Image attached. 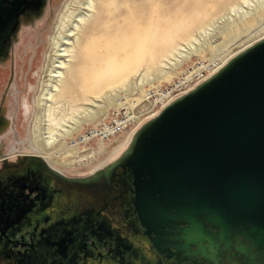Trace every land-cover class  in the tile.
Segmentation results:
<instances>
[{
    "label": "water",
    "instance_id": "water-1",
    "mask_svg": "<svg viewBox=\"0 0 264 264\" xmlns=\"http://www.w3.org/2000/svg\"><path fill=\"white\" fill-rule=\"evenodd\" d=\"M37 6L0 0V32L14 31L19 15ZM130 137L99 178L115 167L130 172L133 206L153 246L162 236L186 251L211 237H241L264 253V38L142 119ZM86 178L71 182L99 179Z\"/></svg>",
    "mask_w": 264,
    "mask_h": 264
},
{
    "label": "flooded vegetation",
    "instance_id": "flooded-vegetation-1",
    "mask_svg": "<svg viewBox=\"0 0 264 264\" xmlns=\"http://www.w3.org/2000/svg\"><path fill=\"white\" fill-rule=\"evenodd\" d=\"M34 1L37 8L22 12L14 31L9 25L0 32V66L11 59L23 26L49 18L46 9L55 0ZM6 110L1 98L0 135L9 123ZM18 156L0 168V264H264V253L241 237H211L186 251L181 241L170 244L171 237L162 236L153 246L134 209L127 169L115 167L77 185L58 179L31 155Z\"/></svg>",
    "mask_w": 264,
    "mask_h": 264
},
{
    "label": "bare ground",
    "instance_id": "bare-ground-1",
    "mask_svg": "<svg viewBox=\"0 0 264 264\" xmlns=\"http://www.w3.org/2000/svg\"><path fill=\"white\" fill-rule=\"evenodd\" d=\"M132 1L69 0L59 14L50 36V51L35 96L36 116L30 129L31 145L39 157L49 159L58 167L71 168L77 162L86 161L80 156L81 150L69 146L67 141L89 123L105 119L109 108L123 104L118 103L121 98L128 100L134 91L142 93L145 86L170 76L194 54L204 52V46L221 51V45L212 46L209 42L213 34L218 33L225 41H230L256 29L264 32V0L226 1L219 13L206 22L195 14L182 22L180 19L179 24L170 25L168 21L172 17L167 15L166 28L157 30L156 39L153 36L151 41L141 42L143 49L131 57L128 49L132 41L127 36L138 33L137 39L142 36L141 27L131 18L136 14L131 7ZM120 2L123 7L117 5ZM192 27H195L194 32H191ZM96 39L102 44L97 45L99 49L124 51L125 59L118 66L113 64L99 71L92 84L83 87L78 84L82 70L80 62L86 56L88 45ZM220 56L221 59L226 57L223 52ZM194 72L185 79L189 75L191 78Z\"/></svg>",
    "mask_w": 264,
    "mask_h": 264
},
{
    "label": "rangeland",
    "instance_id": "rangeland-1",
    "mask_svg": "<svg viewBox=\"0 0 264 264\" xmlns=\"http://www.w3.org/2000/svg\"><path fill=\"white\" fill-rule=\"evenodd\" d=\"M68 1L55 0L46 9L47 13H50L49 18L34 20L28 25L23 26L18 33L17 42L13 46L11 59L6 64L0 66V99H4L7 109L6 114L9 117L8 127L0 135V168L16 162L20 158L18 155L38 156V152L31 145L30 136V129L36 116L35 96L39 92L41 78L47 60L46 56L50 51V36L54 31L61 10ZM226 1L231 2L234 0H133L131 7L132 9L134 8L136 14L131 18L141 27L140 33L142 36L139 39H137V36H140L139 33L137 35L130 34L127 36L132 41L131 48L128 49L130 50V54L128 55L131 57L135 54L138 55V52L143 49L141 42L146 43V41H151L153 36L156 39L155 34L160 31L158 29L166 28L167 23H165V20L167 15L170 14L169 16L172 17L168 21L171 23L170 25H174L176 22L179 24L180 19L182 22L187 18L190 19L195 14H198L202 18V21L206 22L219 13L221 7L227 3ZM117 5L122 6V2ZM182 11L184 12L183 16L180 15ZM176 14L178 15L176 16ZM203 15L205 17H202ZM125 22L127 23V21ZM194 31L195 27H192L191 32ZM212 36L209 38L210 44L212 46L221 45V51L210 50L204 46V52L194 54L189 61L182 64L170 76L159 79L158 81L156 80L150 86H145L142 93H139L140 91L137 90L134 91L135 93L128 96V100L121 98L118 103H123L122 105H118L116 108H109L106 118L98 123H89L84 126L79 133L67 141L68 145L71 146L72 140L84 133L87 129L103 121H109L112 113L116 111H127L135 117L142 116V111L148 108L147 100H145L146 93L151 96L156 88H168L172 84L183 81V78L184 80H189L190 75L186 79L185 76L193 71L196 74L200 72L204 74L211 67L224 66L230 57L255 41L263 39L264 32L256 29L252 33L241 34V36L230 41H225V38L218 33ZM137 42L140 45L138 51L136 50L138 47ZM99 43L98 39L95 42L91 41L89 45L93 47L88 45V50H85L86 56L80 62L82 70L79 75L78 84L83 87L91 85L95 75L99 71H105L110 67L118 66L121 62H124V51L120 52L118 49L107 50L106 47H103L102 49L104 50H102L98 48V46H102ZM131 50H134V52ZM222 52L226 55L224 59H221V56L219 57ZM222 60H224V63ZM192 75L194 74L192 73ZM119 95L122 97L123 93H119ZM142 118L140 117L136 123ZM131 128L109 142L93 141L86 145L80 144L77 148L81 150L80 156H84L86 161L77 162L71 168L58 167L51 163L49 159L42 158L52 166L57 167L56 169L61 171L64 178L68 179V183L75 184L71 180L84 177H87L85 180H82L84 182L87 179H97L100 173H105L113 162L110 165L106 163L120 157L126 147L125 144L131 140L130 135L134 130V128ZM129 137L130 140L127 141ZM92 154L95 157H92Z\"/></svg>",
    "mask_w": 264,
    "mask_h": 264
},
{
    "label": "built area",
    "instance_id": "built-area-1",
    "mask_svg": "<svg viewBox=\"0 0 264 264\" xmlns=\"http://www.w3.org/2000/svg\"><path fill=\"white\" fill-rule=\"evenodd\" d=\"M215 68V66L212 69L209 68L204 74L200 73L199 76L194 73V75L191 76L190 80L185 83L183 78V81L172 84L168 88H156L152 93L153 95L151 96L146 93L145 100H147L146 102L148 103V108L142 111V116L140 115L138 117H135L127 111H116L112 113L109 121H103L102 123L93 126L87 129L84 133L78 135L77 138L72 140L71 147H77L80 144L86 145L93 141L109 142L117 136L125 133L129 128H135L142 119L156 112L160 107L170 101L175 95L184 92L185 90L192 87L196 82L200 81L208 74H210ZM140 117L143 118L136 123V121ZM134 123L136 124L134 125Z\"/></svg>",
    "mask_w": 264,
    "mask_h": 264
}]
</instances>
